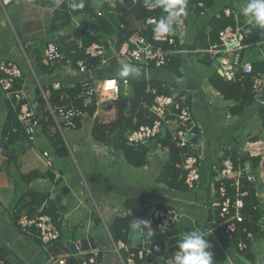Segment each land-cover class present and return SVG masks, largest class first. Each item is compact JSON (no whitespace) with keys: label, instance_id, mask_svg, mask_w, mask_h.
<instances>
[{"label":"crops","instance_id":"crops-1","mask_svg":"<svg viewBox=\"0 0 264 264\" xmlns=\"http://www.w3.org/2000/svg\"><path fill=\"white\" fill-rule=\"evenodd\" d=\"M246 1L249 2V0ZM90 2L92 4V0ZM225 7L235 11L240 25L243 28L250 26L251 28H258L261 31L262 41L249 46L243 42L244 48L239 54L244 62L257 65V73L263 72L264 28L257 26L249 16H245L235 3L227 2L219 5V0H212L207 5L205 16H201L198 12L186 8H184L183 12H179L180 6L177 5L175 7V11L179 14L188 30L186 46L190 45L193 50L186 49L187 52L199 55L198 62L201 63L200 60H203L204 51L218 43L217 41L212 42L213 23L211 21ZM54 12L55 10H52L49 3L44 0L34 2L28 0L0 1V65L11 62L21 70L22 76L17 80L15 90L25 92L32 110L39 116L41 121L48 110V87H51V83L59 81L71 88L81 78L78 74L67 77L58 65L47 66L45 70L41 67V57L46 44L50 42L56 43V41H49L47 37ZM107 17L109 18V16ZM74 19H77L75 23L73 22ZM73 23L74 28L75 24L79 23L83 26H88L89 30L94 25L92 20H88L87 17H83L82 15L73 18ZM231 25H234V21ZM63 30L68 31V28H64L55 34L59 37L69 34L68 32L63 33ZM210 64L214 63L211 61L208 65ZM130 69L143 72L144 77L146 75L143 69ZM215 74L220 76L216 65L215 72L210 76H205L201 85L203 84L202 87H207L205 91H208L211 95L210 105H213V99L215 98H220L229 104L228 114H225L223 123L226 127L232 126L240 121V117L246 112L248 105L256 100L253 99L249 102L225 100L209 83L210 77ZM148 75L149 71L147 73L149 80L165 82L155 78L150 79ZM1 77L2 74L0 73ZM98 79L102 80L105 78ZM181 82L182 86L180 85L178 88L187 97V101L191 107V114L200 127V141L204 151L200 168V180L192 191L187 192H176L167 187L164 188L163 184L160 185L157 183L159 187L153 193L147 195L143 193L138 195L137 191L126 190L125 188H120L115 193H110L109 189H100L104 187L102 186V182L100 184L101 187L96 185L94 191H89L86 194V191L82 188V181H79L78 186H76L72 181L75 178L72 175L73 173L70 172L68 176H64L62 170L59 169L61 167H58L57 158L56 160L53 158L57 154L58 156L60 155L59 158L61 160L66 161L65 158L67 157L65 156L68 154L63 150H56L55 154L49 150V147H51L49 143L58 144L56 139L58 132H60L57 127L51 124L46 126L45 123L41 122L39 131L33 141L16 135L14 137L16 139L7 143L6 140L12 134L11 128L18 124L15 113L10 105V99L6 96L0 85V259L4 264H58L56 261L64 255H67L66 253L71 251L72 245L80 246L82 241H88L90 245L92 242L95 248L103 251V264H118V257L113 245L109 241V231L107 229V226L114 217H111L109 224H106L97 215L96 209L101 212L102 209L114 208L125 212L123 202L130 197L142 198L150 203H159L174 207L187 215L188 222L175 225L170 234L176 235L178 244L185 235L193 230L205 232L206 240L210 244V248H206L205 251L212 253L213 264H264V178L262 180L258 177L256 182L260 195L259 210L262 217L260 220L261 230L257 234L250 232L252 238L248 240L249 243L246 244V248L243 251L239 252L237 245L227 240L221 243L218 241L216 235H212L209 230L204 229L205 226H209L207 222L208 211L213 210L214 203L216 202L213 194L214 179L212 171L214 170L213 166L217 164V160L222 156L230 157L231 155L238 156L242 154L250 157H259L260 163L257 168L260 169V172L264 176V142L258 141V138L252 134V127L246 121L242 126L239 125L244 130V135L247 138L245 148L241 154L235 155L234 152H231V147L222 144L220 138L215 143L209 136V131H207L206 127L203 129L193 114L190 102L192 98L199 97L198 86L195 82L184 80L183 76ZM165 83L169 84L167 82ZM202 89L204 90V88ZM39 94L44 100L43 105L38 102ZM191 94L194 96H191ZM259 110L261 111L260 106ZM90 118L95 122L96 117ZM259 119L262 121L261 115H259ZM94 122L93 128L100 126ZM79 126L81 130L82 120ZM115 142V138H112L109 143H106L110 145L108 156H101L95 154V152L94 155L97 158L108 159L113 164L121 163V161L126 162ZM2 143L7 145L6 150L1 145ZM97 143L100 145L103 144L101 142ZM44 152H47L50 156L52 161L51 168H48L45 164V158L42 156ZM152 156L155 157L154 154ZM157 157L159 158L160 156ZM161 158H166V156ZM56 165L59 170L56 168ZM83 165L87 171L88 167L86 164ZM145 167L149 170L150 162L147 161ZM129 168H131L130 165ZM33 174H38L39 177L26 180V177ZM85 182L95 184L96 178L91 173ZM64 187H68L69 194L64 197L65 203L63 208H60L56 205L54 197ZM53 206L56 207L55 212L57 214V223L60 226L61 236L57 242L43 246L34 232H22L17 225V220L23 213L31 214L37 209L43 208L47 210L53 208ZM106 210L101 212V214L103 215ZM209 232L210 234H208ZM129 237L130 244L132 245L140 242L139 233H133L131 230ZM144 239L147 240L146 238ZM224 245L229 246V249ZM231 246L233 249L232 252H230ZM75 254L78 259H84L85 257L84 251ZM52 255L55 256L56 260L50 263L49 260Z\"/></svg>","mask_w":264,"mask_h":264},{"label":"built area","instance_id":"built-area-1","mask_svg":"<svg viewBox=\"0 0 264 264\" xmlns=\"http://www.w3.org/2000/svg\"><path fill=\"white\" fill-rule=\"evenodd\" d=\"M28 1L34 2L38 0ZM44 1L48 2L51 9L55 11H71L74 8L73 5L78 2V0ZM117 1L103 0L102 8L93 6L96 15H122V13H116ZM128 1L133 5L141 3L142 8L150 12L154 11L156 6H158L163 10V13L165 10V18L159 19L157 16H150L145 19H136L130 17L119 24V29L125 30L128 28L125 25L128 22L129 29L132 32L120 46L116 45V41L112 37H106L105 40L91 43L82 49L84 57L76 60L73 57H65L58 43L50 42L46 44L41 57L42 64L48 66L58 65L67 77L74 74L81 76L80 80L75 84L78 85V92L73 98L79 101V105L76 106L73 103H69L56 108L48 106L46 116L51 118L53 126L57 127L61 133L64 130H79L78 126L81 120L87 115L84 109L96 106V112L93 115V117H96L97 107L100 104L117 100L121 93L124 96H128L130 88L127 79L121 81L113 77L98 79L95 73L101 67L115 61L121 67L127 65L129 69H143L146 72L144 79L148 82L150 80L147 77V73L151 68L164 69L170 63L171 57L187 53L184 46L186 45L188 30L175 8L166 10L162 4H157V0ZM211 1L201 0L193 5L190 10L205 16L207 11L206 4ZM171 12L177 13L171 19V32L163 35L157 34V24L160 20L169 23ZM222 16L232 18L234 25H229L222 29L218 34V43L205 50L204 53L217 66L219 74L224 80L242 85L249 82L255 100L264 111V71L254 74L252 64L241 59L239 52L244 48V35L243 27L240 25L235 11L225 7L214 17L219 19ZM75 28L90 31L88 26H83L79 23L75 24ZM71 54H75V51H72ZM92 60L98 63L90 62ZM0 73L2 74L0 85L10 99V105L18 124L11 128L12 134L33 141L39 131L41 120L32 110L25 92L15 90V84L22 76L21 70L17 65L6 62L0 65ZM159 85V88L151 85L146 88V93L153 96V102L148 107L150 114L153 116L151 124L141 125L137 129L125 132L121 142L126 146L133 147L155 143V149L150 155L167 157L169 147L157 141L162 137L161 131L165 128V136H169L170 142L182 152L180 168L185 172L184 183L187 188L194 189L200 180V168L204 153L200 141V127L191 114V107L185 94L175 85L166 84L165 82H160ZM65 88L69 87L62 82L51 83V89L53 90L59 91ZM159 89L165 93H159ZM115 141L117 148L122 153L117 140ZM109 146L108 144H101L99 149L95 150V154L108 156ZM42 156L45 158L46 166L51 168L52 161L49 154L44 152ZM214 170L216 171L219 185L217 189H213V194L215 198L216 196L219 197L218 200H215L212 215L215 210H218L219 214L217 222L214 221L213 216V228L208 230L212 235H215V230H221L224 234L233 235L239 232L240 225L244 222L241 213L244 207L243 199L249 196L250 187L241 189V180L245 179L254 187L256 190L255 197L259 200L260 195L256 185L258 176L256 177V174L251 170L250 164L236 166L231 157L224 158L221 167ZM226 180H231L230 187L235 191L233 200L227 195ZM113 210H115L114 217L131 214L130 211L123 212L114 208H108L106 213L111 215V212L114 213ZM42 211L43 208H40L31 214H21L17 220V225L24 233L34 232L40 243L43 246H47L57 242L61 232L60 226L54 222L52 217ZM99 214L100 218L104 220L100 211ZM141 220L150 221L151 232L145 228L143 233H139L140 242L136 245L126 244L123 241L115 242L109 233V241L117 254L118 264H173V257L170 258L169 255L174 248H176L174 254L178 251V244L170 245L167 236L175 225L188 222V216L177 208L152 203ZM241 230L245 233V240L252 238L251 233L247 232L246 229ZM150 233H156L162 237L163 245L148 244L144 238H146L145 234ZM245 248L246 241L240 240L237 243L238 251L241 252ZM71 251L56 262L58 264H67L68 258H76L75 253L83 252L84 250L78 245H73ZM84 255L85 259L81 264H103L104 254L99 248H90L84 251ZM53 256L49 260L50 263L56 260L55 256ZM0 264H4L1 259Z\"/></svg>","mask_w":264,"mask_h":264},{"label":"trees","instance_id":"trees-1","mask_svg":"<svg viewBox=\"0 0 264 264\" xmlns=\"http://www.w3.org/2000/svg\"><path fill=\"white\" fill-rule=\"evenodd\" d=\"M201 0H187L185 8L190 10L193 5L198 3ZM80 3L78 0L77 4ZM207 3L206 5H209ZM83 8H73L71 11L61 10L55 11L52 17V23L50 27V31L53 33H58L64 28L72 27V19L76 18L80 15L83 17H87L88 20H92L93 24L90 27V31L81 30L78 28L72 29L71 33L66 36H60L58 38V43L61 46V52L65 57H73L75 60L83 58V50L91 43L99 42L105 40L106 37H112L116 41V45L120 46L124 40H126L131 35V30L129 29L128 22L125 24L128 26L127 29L121 30L119 29L120 22H125L126 19L130 17H134L136 19H145L150 16H157L159 19H164L163 10L156 6V9L152 12L146 11L142 8L141 3H137L133 5L128 0H118L116 2V13H122V15H109V18L104 16H97L95 13V8L92 7L90 0H83ZM115 19V20H114ZM213 29H212V42H218V34L219 31L224 29L225 27L231 25L233 23L232 19L221 17L216 19L213 17L212 21ZM92 28V29H91ZM243 34L245 35L244 44L255 45L262 41L261 31L258 28H251L250 26H245L243 28ZM80 46V47H79ZM188 46V47H187ZM185 45L184 49L193 50L190 45ZM187 47V48H186ZM72 51H75V54H71ZM183 54H178L170 58V63L164 68L169 73L175 75L177 78L182 79L181 68L183 66ZM202 56V55H201ZM203 60L201 59V63L208 64L211 62L207 55H203ZM94 64H97V61H90ZM113 63V62H111ZM48 65L42 64V68L45 70ZM253 66V73L256 74L258 69L257 65ZM99 70L96 71V75L98 78H102V73H98ZM110 75V74H109ZM118 80L127 79L129 83V94L128 96H124L122 93L119 95L118 99L113 101L114 109L116 112V117L109 124L100 125L94 127L91 131V136L93 140L96 142H101L103 144L109 143L112 138L117 140L119 148L121 149L124 159L126 162L135 168L144 167L147 163L148 156L155 149V143H149L147 145L141 147H133L126 146L121 141L125 134V132L129 130L137 129L141 125H150L153 116L150 114L148 107L151 106L153 102V96L146 93L147 86H157L159 88V81L150 80L146 81L144 77L142 78H130V77H120V76H111ZM209 83L212 88H214L218 93H220L225 100H240L243 102H249L255 99L254 95L251 92L249 82L245 84L240 83H232L224 80L219 75L215 74L210 77ZM49 89V98L48 103L52 108L64 106L69 103H73L74 105H79V101L74 100L73 98L78 92V85H75L71 88H65L62 90H53L51 87ZM159 93H165L164 91L159 89ZM39 96V104L43 105L44 100ZM87 112V115L93 117L96 112V106H91L87 109H84ZM233 110V108H232ZM260 115L262 117V126L264 129V111L261 109ZM44 118L41 121L47 125H53L51 118L44 114ZM79 125V124H78ZM80 127V126H78ZM80 129V128H79ZM16 135H12L6 140V142H12ZM157 141L162 143L164 146L169 147V153L166 157L167 162L164 166V175L159 182H163L165 187L170 190L179 191V192H187L192 191L193 189L187 188L185 185V172L180 168L181 163V150L175 148V146L170 142L169 136H162ZM63 150V147H61ZM65 152V149L63 150ZM236 155V154H235ZM234 162V164L245 166V164H250L251 170L254 172L255 169L259 166L260 158L259 157H250L246 154L238 155V156H230ZM226 158V156H222L217 160V164L214 165V169L221 167L222 160ZM213 179H214V188L217 189L219 185V180H217L216 171L213 170ZM255 173V172H254ZM38 178V174H33L29 177H26V180L32 178ZM227 186V195L233 200L235 197V191L230 187L231 180L225 181ZM249 196L244 198V207L241 210V213L244 218V222L240 225L239 232L233 235L224 234L221 230H215V235L218 238V241L221 243L226 240L232 244L237 245L239 240L246 241V244L249 243L248 240H245V233L242 232L241 229H246L247 232H252L253 234H257L260 229V220H261V212L259 210V200L255 197L256 190L252 185H250L245 179L241 180V189L249 188ZM219 196H216L215 200H218ZM41 203V202H40ZM152 205L149 201H146L142 198H127L123 202V207L125 211H130L131 214H127L125 216H115L111 223L107 226V229L112 236L115 242L123 241L126 244H130L129 233L130 229V221L133 219H143L145 212ZM160 206H162L160 204ZM255 208V209H254ZM56 207L49 208L47 210L43 209L44 214H48L52 217L55 223H57V214L55 212ZM218 210L213 211L214 220L218 221ZM99 220V218H97ZM100 221V220H99ZM58 224V223H57ZM147 239V243L150 245H163V238L158 234H145ZM170 245L176 244V235L169 234L167 236ZM80 248L84 251L89 250L90 248H95V245L91 242V245L88 241H82L80 243ZM176 248L170 251L169 257L172 258L174 251ZM61 252V251H60ZM68 252V249H67ZM85 259V257H84ZM84 259H78L74 257H70L67 259V264H81Z\"/></svg>","mask_w":264,"mask_h":264},{"label":"rangeland","instance_id":"rangeland-1","mask_svg":"<svg viewBox=\"0 0 264 264\" xmlns=\"http://www.w3.org/2000/svg\"><path fill=\"white\" fill-rule=\"evenodd\" d=\"M235 3L239 9H243L247 6L249 2L246 0H219V5L223 3ZM115 20V19H114ZM77 19H74L75 23ZM72 27L68 28V31L63 30L64 32L71 33L73 29ZM49 41H58V35L49 31L48 35ZM199 55L195 53H185L182 56L184 61L183 66L181 68V74L186 81L195 82L198 86L199 97L192 98L191 106L193 110V114L198 119L203 129H207L209 131V136L211 139L217 143V139L220 138L222 144L225 146H230V151L235 154H241L243 149L245 148L246 136L244 135V130L240 126L244 124L246 121L251 125V131L254 136L258 138V141L264 142V131L262 128V121L259 119V106L256 101H252L248 107L246 108V112L240 117V121L235 123L232 126L226 127L224 125V116L228 114L229 104L225 103L220 98L213 99V105L209 104L211 99V95L208 91H205V88L202 87V80L206 76H210L215 72V64H203L198 62ZM123 70L118 63L113 61V63H109L103 67H101L98 73H102V78H107L111 76H120V77H130V78H142L144 77L143 72L138 70L130 69L128 72V76H121L120 73ZM110 74V75H109ZM97 77V75L95 74ZM149 78L150 79H159L161 81H165L169 84H175L178 86H182L181 79L177 78L175 75L169 73L165 69H150L149 70ZM207 86V85H205ZM204 88V90L202 89ZM191 96H194L191 94ZM97 116L95 122L98 125L109 124L116 117V112L114 109V105L112 102H106L104 104H100L97 107ZM93 120H91L90 116L85 115L82 119L81 130L73 131V130H64L63 133L58 132L57 142L58 144L49 143L51 147L49 150L55 154L56 150H63L67 152L66 161L61 160L59 156L56 154L53 158L58 160V167L62 170L64 176H68V173L72 172L73 182L78 186L79 181H82V188L86 191V194L89 191H94L95 186L98 185L101 187L100 189H109L110 193H115L120 188H125L126 190L130 189L131 191H137L138 195L144 194L147 195L149 193H153L156 188L159 187L157 183L160 185L163 184L165 188V184L163 182H159L164 175V166L167 162L166 158H161L157 156H150L148 158V162H150V168L140 167L129 168V164L125 161H121V163L113 164L110 160L96 157L94 155L95 150L99 149L101 146L95 141H92L93 138L91 136V130L93 128ZM94 122V123H95ZM240 125V126H239ZM94 142V144H93ZM61 146V147H59ZM100 158V159H99ZM83 164H86L88 170ZM57 168V165H56ZM58 169V168H57ZM58 169V170H59ZM255 174L263 180L264 176L260 172V169H255ZM92 173V176L96 178V183L93 184L91 182H85L87 178ZM151 195V194H150ZM78 200V198H76ZM106 209H102L101 212ZM100 210L96 209L97 215ZM114 213L111 212V215L106 212L103 213L104 221L106 224H109L110 218L114 217ZM106 215V217H105ZM108 215V216H107ZM100 217V216H99ZM226 248L229 246L224 245ZM229 249V248H228ZM232 246L230 252H232Z\"/></svg>","mask_w":264,"mask_h":264},{"label":"clouds","instance_id":"clouds-1","mask_svg":"<svg viewBox=\"0 0 264 264\" xmlns=\"http://www.w3.org/2000/svg\"><path fill=\"white\" fill-rule=\"evenodd\" d=\"M186 3L187 0H157V4H162L166 10L174 9L179 5V12L184 11ZM83 6V0H80L79 4L73 5L74 8H83ZM242 12L245 16H249L257 26L264 28V0H249V3L242 9ZM176 14V12H171L169 23H165L162 20L159 21L156 26L157 34L163 35L171 32V19ZM128 72V66L124 65L120 75L128 76ZM145 228L151 232L150 221L139 219L130 221V229L133 233H143ZM204 233L201 230H193L185 235L178 242V251L172 258L173 264H213L212 253L205 251L206 248H210V244L207 242Z\"/></svg>","mask_w":264,"mask_h":264},{"label":"water","instance_id":"water-1","mask_svg":"<svg viewBox=\"0 0 264 264\" xmlns=\"http://www.w3.org/2000/svg\"><path fill=\"white\" fill-rule=\"evenodd\" d=\"M102 3H103V0H92V4L95 8H102ZM161 132H162V136L164 137L166 135V129L163 128ZM1 145H3V148L5 150L7 149V145L5 143H2ZM257 176L258 175H256V177ZM68 194H69L68 187L61 188L60 191L57 194H55V197H54V201L56 205L59 206L60 208H63V205L65 203L64 197ZM207 222L209 223V226H205L204 229L208 230L209 227L213 228V215H212L211 210L208 211ZM71 247H73V245Z\"/></svg>","mask_w":264,"mask_h":264}]
</instances>
